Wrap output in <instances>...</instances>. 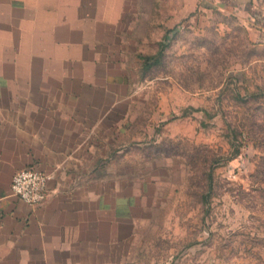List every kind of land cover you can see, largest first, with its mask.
I'll return each mask as SVG.
<instances>
[{
  "label": "rangeland",
  "instance_id": "374dc122",
  "mask_svg": "<svg viewBox=\"0 0 264 264\" xmlns=\"http://www.w3.org/2000/svg\"><path fill=\"white\" fill-rule=\"evenodd\" d=\"M66 2L75 8L56 10L47 33L41 10H0L11 47L0 65L19 66L20 83L37 80L31 67L74 71L73 92L51 84L56 97L100 86L86 96L100 103L91 129L106 113L90 139L106 160L94 169L91 159L85 188L102 194L95 203L116 227L115 259L264 264V44L234 15L195 23L183 0Z\"/></svg>",
  "mask_w": 264,
  "mask_h": 264
},
{
  "label": "crops",
  "instance_id": "0c3cea01",
  "mask_svg": "<svg viewBox=\"0 0 264 264\" xmlns=\"http://www.w3.org/2000/svg\"><path fill=\"white\" fill-rule=\"evenodd\" d=\"M11 2L13 7L16 2L27 6L24 10H41L39 24L46 33L56 10L64 5L75 8L57 0H0V10L6 13ZM183 9L191 12L188 17L194 16L195 23L212 12L237 16L250 38L264 44V0H183ZM10 48L0 43V54ZM18 67L0 65V264H119L110 252L112 245L116 249L118 245L108 237L116 227L106 226V212L95 203L102 194L85 188L91 159L94 169L106 160V152L90 140L99 136L97 127L106 113L94 114L91 129L89 114L100 103L86 96L90 90L98 93L100 86L81 82L77 97H56L51 84L56 89L64 83L73 92V81L78 79L74 71L31 67L28 73L39 75L37 80L20 83L11 76L21 72ZM101 90L104 95V87ZM109 106L113 109L115 104ZM120 152L113 148L109 155ZM22 168L49 176L42 203L29 205L11 194L12 177ZM91 201L97 208H90Z\"/></svg>",
  "mask_w": 264,
  "mask_h": 264
},
{
  "label": "built area",
  "instance_id": "2783aa9c",
  "mask_svg": "<svg viewBox=\"0 0 264 264\" xmlns=\"http://www.w3.org/2000/svg\"><path fill=\"white\" fill-rule=\"evenodd\" d=\"M49 176L34 168H22L12 177L11 194L29 205L42 203L47 197Z\"/></svg>",
  "mask_w": 264,
  "mask_h": 264
}]
</instances>
